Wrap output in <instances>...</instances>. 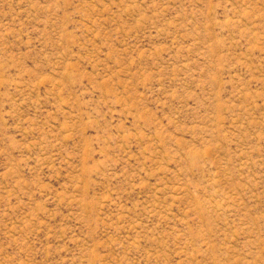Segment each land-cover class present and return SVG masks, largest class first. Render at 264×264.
Instances as JSON below:
<instances>
[{
    "label": "rangeland",
    "instance_id": "1",
    "mask_svg": "<svg viewBox=\"0 0 264 264\" xmlns=\"http://www.w3.org/2000/svg\"><path fill=\"white\" fill-rule=\"evenodd\" d=\"M0 264H264V0H0Z\"/></svg>",
    "mask_w": 264,
    "mask_h": 264
}]
</instances>
